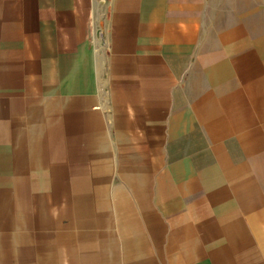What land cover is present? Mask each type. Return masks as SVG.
I'll return each mask as SVG.
<instances>
[{
  "label": "crops",
  "instance_id": "obj_1",
  "mask_svg": "<svg viewBox=\"0 0 264 264\" xmlns=\"http://www.w3.org/2000/svg\"><path fill=\"white\" fill-rule=\"evenodd\" d=\"M261 0H0V264H264Z\"/></svg>",
  "mask_w": 264,
  "mask_h": 264
},
{
  "label": "rangeland",
  "instance_id": "obj_2",
  "mask_svg": "<svg viewBox=\"0 0 264 264\" xmlns=\"http://www.w3.org/2000/svg\"><path fill=\"white\" fill-rule=\"evenodd\" d=\"M261 8H264V0H261Z\"/></svg>",
  "mask_w": 264,
  "mask_h": 264
}]
</instances>
